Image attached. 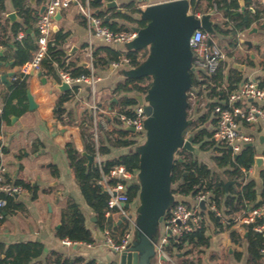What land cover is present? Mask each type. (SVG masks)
<instances>
[{
	"label": "crops",
	"instance_id": "1",
	"mask_svg": "<svg viewBox=\"0 0 264 264\" xmlns=\"http://www.w3.org/2000/svg\"><path fill=\"white\" fill-rule=\"evenodd\" d=\"M2 1L4 8H0V113L5 109L8 118L3 121L1 126L0 143L5 147L3 161L9 178L30 185L31 189L27 188L25 194L12 201L10 210L0 225V245H4L7 250L10 246L19 243L41 244L43 252L31 264H54L55 254L62 256L63 261H68L71 264L79 259L83 261L78 264H85L88 261H95L97 264L121 263V254L114 252L104 244L103 230L98 228L96 214L83 197L65 147L68 142H72L77 152L82 155L88 153L86 150L87 141L80 128L83 114L94 103L109 111L116 108L117 105L114 103L119 98L125 95L134 96L135 94H114L117 84L126 78L124 72L132 68L124 64L113 67V62H111L109 67L94 69L96 74L101 77V81L95 88L79 87L71 101L60 104V99L66 92H61L57 88V84L62 82L57 74L59 80L44 68L41 71L31 70L26 73L25 64L16 65V42H33L36 47L38 21L32 22L31 26L24 25V28L15 36L13 30L18 23H23V19L14 5V0ZM111 1L117 2V8L107 7V3ZM111 1L102 0L100 11L107 12L115 9L125 12V5L129 3L134 2L141 9L142 4L148 2L147 0ZM164 1L168 0H150V3L156 4ZM48 2L49 0H45L38 6V0H28L27 6L38 9L39 16H41V9ZM253 2L251 8L264 9V0H253ZM238 3L242 8L244 2L238 0ZM81 5L82 2H74L69 9L63 10L61 20L56 21L55 24L58 31L68 34L64 44L65 51L77 49L74 55L68 57L70 61H76L79 65L90 68L89 52L94 55L95 52L108 46L116 51H127L125 44H107L95 36L81 13ZM247 11L249 9L246 8L245 15L241 17H247ZM11 13L16 15L15 20L9 18L8 15ZM214 17H216L214 18L216 22H227L228 19L223 13L214 14ZM116 21L120 25H125L123 20ZM254 28L257 31L251 33ZM238 30L240 29H236V34ZM240 31L244 35L243 39L250 41L253 46L249 48L244 44V49L239 51L236 49L237 43L235 47L229 48L227 40L221 37L226 41L224 48L228 50V56L224 61L225 73L228 75L239 70L243 76L239 85L252 79L264 86V18L261 22L253 24L249 30ZM34 51L30 52L32 58ZM7 74L9 76L5 82L2 77ZM15 77L18 79L15 80ZM54 80L57 81V84L53 82ZM257 105L264 109V100L258 101ZM83 107L86 110H83ZM99 122L102 124L101 144L107 150L101 153L103 163L132 154L143 143H132L134 140L131 136L132 132L127 130V133H121V126L109 114H101ZM242 131L251 137L252 140L248 144L256 149V156L264 157V126L260 123L249 126L244 124ZM107 132L115 134L116 139H109ZM119 140H122L123 143L116 144ZM203 153L206 154L201 150V154L197 156L199 161L206 163L210 168L211 165H216L211 158L206 161L207 157H203ZM222 173L224 177L220 176L221 178L227 182L232 181L225 177L224 170ZM249 178L256 180L254 168L249 172ZM131 183L140 185V182L136 181V176L129 184ZM258 185L261 189L262 180L260 183L258 182ZM140 192L137 199L130 203V207H125L127 219L123 223L119 224V221L124 216L116 215L113 218L117 226L124 225L119 230L112 231L114 238H119L122 230L128 231L131 235L130 245L133 247L141 243V230L138 225V210L141 205ZM177 196L180 198L178 200L187 202L192 199L191 196L186 198ZM69 200H74L85 215L87 227L96 236V241L93 244L83 243L67 246L63 243V239L57 236V230L62 225V211L67 207ZM238 218L231 228H228L224 222L222 229L218 228L215 222L207 216L206 235L210 238L209 247L195 248L193 244H186L185 248L179 251L171 245L169 246L170 251L167 252L170 260L164 259L157 252V246L164 238L165 223L163 221L157 225L153 236L152 244L155 254L143 264H248L249 251L248 242L245 239L246 230ZM232 231L241 235V242L237 243L232 240L230 235ZM98 232L101 237L99 239H97ZM0 258H5L3 251H0Z\"/></svg>",
	"mask_w": 264,
	"mask_h": 264
},
{
	"label": "trees",
	"instance_id": "2",
	"mask_svg": "<svg viewBox=\"0 0 264 264\" xmlns=\"http://www.w3.org/2000/svg\"><path fill=\"white\" fill-rule=\"evenodd\" d=\"M27 1L28 0H14V5L23 19V23H18L13 30L15 36L24 28V25L31 26L32 22H37L39 20L40 16L38 9L27 6ZM44 1L45 0H38V6ZM80 1L82 4H86L87 0ZM89 4L94 14L102 18L104 20V25L114 32L130 31L134 26L146 27L149 23L148 20L141 18V9H139L134 2L125 5V12L115 9H111L107 12L100 11L101 3L95 0H89ZM253 4V0H245L247 9H250ZM191 6L195 9L196 14L203 15L212 13L214 15L223 13L227 18L238 22L236 27H231L228 22L215 21L216 35L227 40L229 48L236 46L234 42L236 38V29L249 30L253 24L261 22L264 18V9L262 8H254V12L250 10L247 11V19L244 17H236L235 13L241 9L237 0H191ZM0 8H4L2 0ZM98 10L99 12H97ZM116 20L125 21V25H120ZM67 36L68 34L62 31L53 33V37L48 45L47 57L42 62L43 68L50 72L57 80L59 79L55 72V64L64 66L66 63L67 52L64 49V44ZM16 46V65L21 66L31 61L32 57L30 52L31 50H36L37 46L35 47L33 42L29 43L27 41L22 43L16 42ZM149 55V47L138 50H127L125 52L116 51L109 46L103 47L93 55L94 69L97 70L109 67L111 62H120L123 56L130 59L129 66L131 68H137L147 60ZM69 69H71L75 76L90 72L89 68L79 65L76 61H70ZM207 78L209 81L206 79L200 82L196 73H192L193 84L201 88L205 87L207 97L212 101H222L226 98V92L222 89L224 85H227L229 90H234L243 80L242 73L239 70H235L233 73L227 75L225 73L224 62L221 63L214 75ZM152 83L153 78L151 76H142L139 78L126 77L123 82L117 84L114 89V94L135 95H125L119 98L114 105H121L127 109L139 104L136 96L147 95L152 87ZM77 91L78 87L74 88V91L66 92L61 97L60 104L71 101ZM215 105L216 102L211 103L210 112L214 110ZM7 118V112L3 109L0 113V133L2 123ZM208 119V115H204L196 124V130L193 135L194 143L199 146L202 151L214 150L216 154L213 155L212 160L218 168L224 170L225 177L228 180L235 181L236 183L229 186L227 191L225 186L227 181L225 179L213 172L206 163L199 161L193 154L180 149L177 151L171 174L172 192L175 196L180 195L183 196V198L196 196L200 190L212 192L217 201L218 208L222 211V217H217L211 211H209V217L215 222L218 228L223 229L222 225L224 222H226L228 228H231L238 217H244L248 211L259 208L264 204V171L261 173L262 187L260 189L258 182L253 178H249V172L253 169L257 154L256 149L247 144L238 155H233L230 149L222 147L213 141V132L205 127ZM121 133L125 134L127 131L122 130ZM186 134L187 130L184 135ZM141 141L142 140H133L132 143H139ZM119 143H123V141L119 140L116 142V144ZM2 150L4 153V146ZM65 150L83 197L88 206L91 207L96 214L98 228L101 230L110 228L114 232L124 227L123 224L117 226L112 218L107 219L105 216L110 195L105 192L103 187L98 183L102 178V172L95 161L94 148L91 144L88 142L86 143L87 152L94 157V161L91 165H89L86 156L77 152L72 142L66 144ZM106 151V148L101 145V153ZM140 158V153L134 151L132 154L104 162L103 171L107 174L114 166L124 165L134 176H137L140 171ZM17 183L23 184L26 188L31 189L30 185H26L21 181H17ZM140 189V185L136 183L129 184L127 189L130 198L129 203L137 199ZM178 201L179 200H176L172 204V207L176 206ZM61 219L62 225L57 230L58 237L85 244H93L96 241L95 234L87 227L85 215L74 200H69L67 207L62 211ZM260 223V221H257L255 224L244 225L246 230L245 239L248 242L249 251L248 264H264V255L262 253L264 249V233H259L254 230V226ZM206 232L207 228L205 226L196 233L187 235L179 241L172 240L169 246L172 245L179 251H182L186 244H193L195 248H208L210 245V238L206 235ZM124 234L125 231L122 230L120 237L114 238L115 241L119 243ZM230 235L233 241L237 243L241 242L242 237L236 231H232ZM169 246L167 247V251H170ZM0 251H3L5 254L4 259L0 258V264H31L42 254L43 246L39 243L28 242L12 245L6 250L4 245H0ZM55 256L54 264H71L68 261H63L62 256L58 254H55ZM82 261V259H79L74 264L81 263ZM85 264L97 263L95 261H88Z\"/></svg>",
	"mask_w": 264,
	"mask_h": 264
},
{
	"label": "built area",
	"instance_id": "3",
	"mask_svg": "<svg viewBox=\"0 0 264 264\" xmlns=\"http://www.w3.org/2000/svg\"><path fill=\"white\" fill-rule=\"evenodd\" d=\"M142 4L141 10L146 9L151 5L150 0ZM191 3V0H187ZM74 2L80 0H49L45 11L40 16L37 23L36 44L37 48L34 51L31 61L24 65L25 72L41 71L43 69L42 62L47 57L48 45L54 33L56 24V16L63 10L69 9ZM82 15L86 18L90 31L98 38L102 39L107 44L124 45L135 40L138 33L133 29L130 31L114 32L104 25V20L97 17L90 7L89 0L86 4L80 6ZM198 17L201 15L196 14ZM229 25L236 26L234 20H226ZM242 31L238 30L236 34L237 50H243L244 44L240 42L243 39ZM214 36L203 30H195L191 38V49L193 52V67L197 78L200 82L208 80L207 77L214 75L223 63L228 54L215 42ZM90 72L79 76L73 75L69 69L70 58L67 57L64 66L55 64L56 74L62 82H66L71 86V89L87 86L92 89L101 81L94 70V56L92 52L88 53ZM120 64L129 66L130 59L123 56L120 62H113V67H119ZM15 80L18 77L14 78ZM209 81V80H208ZM211 83V82H210ZM213 85V84H212ZM226 92L224 100H209L205 87L201 88L192 84L188 90V120L191 125L187 129L185 139L194 135L196 124L204 115H208L209 119L214 122L213 141L222 147L230 149L233 155H238L245 145L251 142V137L242 131V125H254L260 123L264 126V109L257 105L258 101L264 100V86L258 81L249 79L244 81L234 90H229L227 85L222 87ZM216 102L214 110L209 111L211 103ZM83 110L86 108L83 107ZM101 114H109L119 123L122 130H128L133 127L134 132L131 133L132 139L138 141L146 138L145 122L147 115L145 113V105L137 104L125 109L124 107L116 106L109 111L102 109L98 104L94 103L89 107V110L83 114L80 124L81 132L87 142L94 148L95 161L99 165L102 178L99 180V185L103 190L110 195L108 208L106 210V218H114L116 215L127 217L125 204L129 203V195L127 189L134 175L124 166L116 165L109 173L103 171V161L101 159ZM107 136L111 140L116 139V135L107 132ZM3 144L0 147V225L5 220L6 213L10 210L12 201L27 192V188L23 184L9 178L7 168L3 161L4 153L2 150ZM205 204V209L201 204ZM213 212L217 217H222V211L217 206L215 196L210 191L200 190L196 196H193L190 202L179 200L176 206L170 208L165 216L164 223L166 235L161 243L157 246V252L166 260H170L167 247L172 240L179 241L185 236L196 233L206 226V211ZM238 221L244 225L255 224L257 221L261 223L254 226V230L259 233H264V204L253 210L248 211L244 217H239ZM103 241L106 246L116 253H123L130 246V232L125 231L122 240L117 243L114 239L113 232L110 228L103 230ZM63 243L67 246L80 245L83 243L72 242L68 239H63ZM264 254V249L262 250ZM113 264H121L115 262Z\"/></svg>",
	"mask_w": 264,
	"mask_h": 264
},
{
	"label": "water",
	"instance_id": "4",
	"mask_svg": "<svg viewBox=\"0 0 264 264\" xmlns=\"http://www.w3.org/2000/svg\"><path fill=\"white\" fill-rule=\"evenodd\" d=\"M101 2L102 0H95ZM238 1V0H237ZM241 11L235 13L236 17L245 15V0ZM108 8H117V2L107 3ZM46 9L43 6L41 13ZM254 12L253 8L249 9ZM99 12V10L97 11ZM15 20L16 15H8ZM62 18L61 12L57 14L56 20ZM141 18L149 21L146 27L134 26L133 30L138 36L132 42L125 44L127 50H138L145 47L150 48L147 60L137 68L125 71L129 78L151 76L152 87L146 96L137 95L139 104L145 105L147 120L145 129L147 133L146 142L137 147L140 153L139 180L141 186L140 207L138 210V225L141 230V243L135 247L129 246L128 250L121 253V264H143L155 254L152 244L153 236L158 224L164 218L175 197L172 192L171 174L174 164V154L183 149L184 151L199 156L201 149L194 143V136L185 139V131L191 125L188 120V90L192 87L193 52L191 49V38L197 29H203L213 36L216 35L214 15L203 14L198 17L195 9L187 0H168L161 3L151 4L141 10ZM247 19V17H245ZM58 31V27L54 28ZM257 29H252L251 33ZM237 43V39H234ZM241 43L251 48L253 45L245 39ZM76 48L67 52V57L74 55ZM9 74L2 77L7 82ZM57 84V81H53ZM61 92L71 91V86L66 82L57 84ZM31 102V106H32ZM128 131L134 132L133 127ZM91 165L94 157L89 153H83ZM254 177L260 183L261 173L264 171V157L256 156L254 160ZM235 181L226 182V190ZM126 208L130 204L124 205ZM205 209V204H201ZM127 218L123 217L119 224ZM96 221V218H94ZM101 238L99 232L97 239Z\"/></svg>",
	"mask_w": 264,
	"mask_h": 264
},
{
	"label": "rangeland",
	"instance_id": "5",
	"mask_svg": "<svg viewBox=\"0 0 264 264\" xmlns=\"http://www.w3.org/2000/svg\"><path fill=\"white\" fill-rule=\"evenodd\" d=\"M214 40H215V42L218 44V46H220L222 49H224L227 53H228V50H226L224 47H225V45H226V41H224L220 36H218V35H214ZM146 96V95H145ZM205 127L207 128V129H209L210 131H212L213 129H214V122H213V120L212 119H208L207 121H206V124H205ZM146 139H147V136H146V138L144 139V141L142 140L141 142H143L142 144H140V145H143L145 142H146ZM208 151V152H207ZM207 151H205L206 152V154L205 153H203L202 154V156L203 157H207V158H205V160L207 161V160H210V158L212 159V156L213 155H215L216 153H215V151L214 150H207ZM177 156V152L174 154V157H176ZM211 169H212V171H214L215 173H217L219 176H221V177H224V175H223V173H222V169H220V168H218L216 165H211ZM136 181H138V183L140 182V180H139V173L137 174V176H136ZM173 187V186H172ZM174 197H175V200H178V199H180V198H178V196H175L174 195ZM177 198V199H176ZM209 217V211L207 210L206 211V217ZM4 222V221H3ZM2 222V223H3ZM206 225H207V223H206ZM207 227V226H206ZM164 229H165V232H164V236L166 235V233H167V231H166V228H165V226H164Z\"/></svg>",
	"mask_w": 264,
	"mask_h": 264
}]
</instances>
